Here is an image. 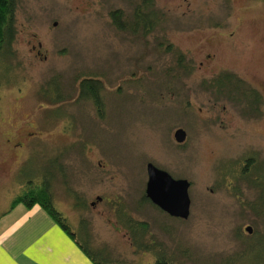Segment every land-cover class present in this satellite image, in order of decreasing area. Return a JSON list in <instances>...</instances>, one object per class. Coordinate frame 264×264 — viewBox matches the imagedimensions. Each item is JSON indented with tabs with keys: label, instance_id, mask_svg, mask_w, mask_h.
<instances>
[{
	"label": "rangeland",
	"instance_id": "374dc122",
	"mask_svg": "<svg viewBox=\"0 0 264 264\" xmlns=\"http://www.w3.org/2000/svg\"><path fill=\"white\" fill-rule=\"evenodd\" d=\"M152 2L145 33L129 26L141 0H17L13 55L0 59V216L47 173L70 230L83 224L111 264L153 262L118 209L175 264H260L264 0ZM82 79L101 83L102 118L79 97ZM148 163L190 183L187 220L142 200Z\"/></svg>",
	"mask_w": 264,
	"mask_h": 264
},
{
	"label": "trees",
	"instance_id": "16d2710c",
	"mask_svg": "<svg viewBox=\"0 0 264 264\" xmlns=\"http://www.w3.org/2000/svg\"><path fill=\"white\" fill-rule=\"evenodd\" d=\"M152 5V0H141V5L137 6L134 10L133 23L129 24L132 31H135L140 27L145 33H148L154 29L157 18L155 13L152 11ZM16 9L17 0H0V59L5 57L9 58L13 55L12 47L17 35L15 20ZM109 17L118 30H126L127 26L123 22V14L121 11L115 10L110 12ZM232 78L233 75L225 73L217 77L214 82L216 85H220L225 81L232 80ZM78 89L79 97L90 100L98 117L102 118L103 103L100 97L102 90L101 83L93 79H82L78 84ZM251 92H253L252 94H254L257 97L256 99H258L257 93L255 91ZM250 104L253 106V102ZM50 186V182L46 181L45 178L39 185L33 184L26 186V189H24L22 194L16 196L11 201L9 211L17 205H22L26 208H31L36 205L39 206L76 243L79 249L93 264H111L107 255H105L102 251L91 247V243L87 235V229L86 227H82L83 224H81V229H78V233L70 230L68 223L66 222V218H64L63 214L54 206ZM142 200L149 202L145 195ZM5 214L6 213H3L1 216H4ZM117 214L119 222L130 232V239L133 246L137 250L152 253L153 262L150 264H175L174 261L165 254V252L155 250L156 247L153 243L150 245L143 243L142 240L148 232V225L146 223L135 221L128 214L124 213L122 209H118ZM261 260L260 264H264V260Z\"/></svg>",
	"mask_w": 264,
	"mask_h": 264
},
{
	"label": "crops",
	"instance_id": "0c3cea01",
	"mask_svg": "<svg viewBox=\"0 0 264 264\" xmlns=\"http://www.w3.org/2000/svg\"><path fill=\"white\" fill-rule=\"evenodd\" d=\"M5 213L0 217V264H93L39 206L17 205Z\"/></svg>",
	"mask_w": 264,
	"mask_h": 264
},
{
	"label": "water",
	"instance_id": "95a60500",
	"mask_svg": "<svg viewBox=\"0 0 264 264\" xmlns=\"http://www.w3.org/2000/svg\"><path fill=\"white\" fill-rule=\"evenodd\" d=\"M173 138L177 144H181L185 141L186 134L178 129ZM146 175L144 194L149 202L171 218L187 220L190 214V183L185 179H174L152 163L146 165ZM96 200L101 201L100 198ZM246 232L250 233L251 229L247 227Z\"/></svg>",
	"mask_w": 264,
	"mask_h": 264
},
{
	"label": "flooded vegetation",
	"instance_id": "af4514ba",
	"mask_svg": "<svg viewBox=\"0 0 264 264\" xmlns=\"http://www.w3.org/2000/svg\"><path fill=\"white\" fill-rule=\"evenodd\" d=\"M38 46H40V45H38ZM36 54H37V55H40V52L37 51ZM252 93H253V92H250L249 95H251V96L253 97V99H252L251 101L253 102V106H254V104H255L254 102H257V100H256L257 97H256L254 94H252ZM253 106L250 104V105L248 106V109L251 110V111H253ZM254 108H255V107H254ZM44 178H45V180L47 181V173H46V175H45ZM97 198H100V197H97ZM97 198H96V199H97ZM100 199H101V198H100Z\"/></svg>",
	"mask_w": 264,
	"mask_h": 264
}]
</instances>
